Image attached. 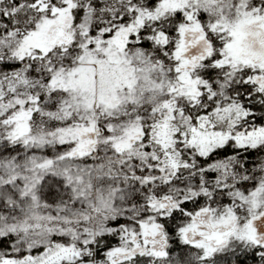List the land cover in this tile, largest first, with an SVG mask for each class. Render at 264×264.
<instances>
[{
  "label": "snow or ice",
  "instance_id": "snow-or-ice-1",
  "mask_svg": "<svg viewBox=\"0 0 264 264\" xmlns=\"http://www.w3.org/2000/svg\"><path fill=\"white\" fill-rule=\"evenodd\" d=\"M0 264H264V0H0Z\"/></svg>",
  "mask_w": 264,
  "mask_h": 264
}]
</instances>
